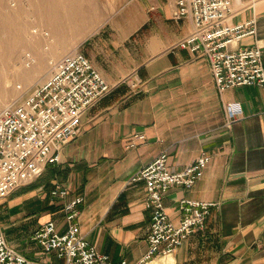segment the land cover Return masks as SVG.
<instances>
[{"label":"crops","instance_id":"1","mask_svg":"<svg viewBox=\"0 0 264 264\" xmlns=\"http://www.w3.org/2000/svg\"><path fill=\"white\" fill-rule=\"evenodd\" d=\"M78 1L90 8L89 19L59 54H84L115 87L82 116L80 133L63 146L59 163L7 197L17 209L1 226L19 228L44 211V221L35 220L28 234L33 244L32 235L47 221L65 230V204L82 197L79 233L112 262L135 264L148 250L151 212L145 183L130 178L161 152L176 172L206 152L211 159L203 177L164 197L175 223L180 200L213 203L206 226L170 258L149 264H264V88L219 92L206 56L178 46L193 24L190 17L173 18L176 0ZM252 18L256 35L233 48L260 41L264 64V0L233 1L230 24ZM228 103L242 111L229 124ZM56 185L67 189L65 198L53 199ZM37 247L13 248L31 258ZM53 261L62 264L55 256Z\"/></svg>","mask_w":264,"mask_h":264},{"label":"built area","instance_id":"2","mask_svg":"<svg viewBox=\"0 0 264 264\" xmlns=\"http://www.w3.org/2000/svg\"><path fill=\"white\" fill-rule=\"evenodd\" d=\"M233 1L176 0L173 18L190 17L193 24L192 31L178 46L206 56L219 92L248 85L264 88L260 41L255 40L253 45L244 48H233L244 37L255 36L257 29L254 18L238 25L228 22ZM114 87L84 54L73 51L52 64L47 79L21 104L11 103L1 109L0 202L38 179L49 164L59 163L63 146L80 133L82 116ZM225 111L227 124L242 113L235 103H228ZM210 159V155L201 152L176 172L167 165V153L161 152L130 178L129 182L145 183V207L151 212L148 250L135 264H149L156 258L171 256L190 235L206 226L213 203L180 200L178 222L175 223L166 212L164 197L174 187L194 185L203 177ZM67 194V189L60 185L51 191L53 198H65ZM82 201V197H75L65 204V230L60 231L54 221H47L34 232L32 240L44 251L54 252L55 257L63 260L62 264H127L125 260L112 262L79 233L76 219ZM0 264L53 263L16 251L0 224Z\"/></svg>","mask_w":264,"mask_h":264},{"label":"bare ground","instance_id":"3","mask_svg":"<svg viewBox=\"0 0 264 264\" xmlns=\"http://www.w3.org/2000/svg\"><path fill=\"white\" fill-rule=\"evenodd\" d=\"M23 8L37 15L24 27L19 20L14 22L16 16L12 18ZM89 12L88 5L78 0H0V85L10 88L13 82L25 81L29 76L33 78L31 74L43 70L44 60L37 62L28 50L20 54L24 41L28 39L24 40L23 34L34 40H43L46 43L44 51L59 53L65 40L75 38L77 41L76 38L81 36L80 27L89 19ZM5 63L9 71L2 75Z\"/></svg>","mask_w":264,"mask_h":264},{"label":"rangeland","instance_id":"4","mask_svg":"<svg viewBox=\"0 0 264 264\" xmlns=\"http://www.w3.org/2000/svg\"><path fill=\"white\" fill-rule=\"evenodd\" d=\"M19 13H20V15H19ZM19 13H14V15H12V18H13V16L14 17L16 16L15 18H13V20L15 19L14 22L19 20L18 21L19 24L20 25L22 24L21 26H23V27L27 24V22L30 21V18L32 19V18H35L37 16V15L36 16L33 15L31 13L30 9H28V8H23L22 10H20ZM29 13H31V14H29ZM26 38H28V39H26ZM23 39L24 40L26 39V41H24V45H23V48H22V51L20 52V54H22L23 52H25L27 50L29 52H32L34 54V56H35L34 58H36L37 62H39L40 60H44V67H43V70H40L39 73L35 72L34 74H31V75H33V78H32V76H31V78L29 76L28 79L25 81H22V80L20 82H18L19 80L15 81V82H13L14 84L10 86V88H5L3 84L0 85V111L5 105L11 104V103L21 104L29 95L32 94L34 89L40 83H42L44 80L47 79V77L50 75L52 64L55 61L59 60L63 55L68 53V52H66V53L59 54L57 52L44 51L43 47L46 43H43V40H34L32 38H29L28 34H25V35L23 34ZM8 71H9L8 65L5 63L2 75H4V73H6ZM36 184L37 183H35L34 185H31V186H28L24 190L23 189L20 190L18 193L31 190L32 188H34L36 186ZM28 197H31V195L29 194ZM53 199H55V198H53ZM6 202H7V198L3 199L0 202V222H1V224H5V222L7 221V218L5 217L6 214L8 216L11 214H14V213H16V209H17V208L12 209V207H14V205H10ZM17 205H15V206H17ZM27 207H28V209L30 208V206H27ZM33 210H36V208H34ZM53 211L54 210H52L51 213ZM43 212L44 211H40L38 217L34 216L33 218H31V220L28 223L25 222L23 225L19 226V228H15V227L14 228H4L5 234L7 236V239L10 241V245L12 247H17V248L23 249L25 247L26 248H29V247L33 248L35 246H38L36 248V250L32 251L33 253H32L31 258L41 260V261L46 262V263H54V261H53V257L55 256L54 252H46L38 244H35V243L30 244L31 242L29 240L28 234L31 231L32 226L36 225V224H34L35 220H39L38 221L39 224L42 222V220L44 221L45 218L42 216ZM11 219H13V216ZM63 220L65 222V216H64ZM62 263H63V260H62Z\"/></svg>","mask_w":264,"mask_h":264}]
</instances>
